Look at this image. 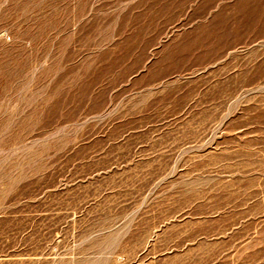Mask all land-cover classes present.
Returning a JSON list of instances; mask_svg holds the SVG:
<instances>
[{
  "label": "rangeland",
  "instance_id": "1",
  "mask_svg": "<svg viewBox=\"0 0 264 264\" xmlns=\"http://www.w3.org/2000/svg\"><path fill=\"white\" fill-rule=\"evenodd\" d=\"M0 264H264V0H0Z\"/></svg>",
  "mask_w": 264,
  "mask_h": 264
}]
</instances>
